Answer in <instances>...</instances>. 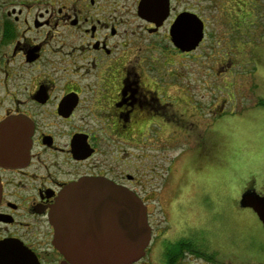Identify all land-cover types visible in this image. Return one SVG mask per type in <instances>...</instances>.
<instances>
[{
	"label": "flooded vegetation",
	"instance_id": "obj_1",
	"mask_svg": "<svg viewBox=\"0 0 264 264\" xmlns=\"http://www.w3.org/2000/svg\"><path fill=\"white\" fill-rule=\"evenodd\" d=\"M232 2L231 31L246 35L258 25L250 20L257 2ZM222 6V0H0V264H73L56 247L49 213L64 190L90 180L128 189L146 208L149 244L131 264L264 263V225L251 207H241L253 229L242 238L240 259L237 242L222 243L221 229L196 223L194 212L187 228L170 233L174 225L156 221L149 208H171L176 200L164 203L149 184L161 164L171 167L167 151L175 137H189L190 121L203 120L216 140L222 136L221 101L192 100L191 80L172 70L176 59L204 57L198 50L207 42L218 57ZM178 20L185 25L180 41ZM194 28H201L197 46H178L190 43ZM225 64L231 68L230 58ZM244 194L256 196L264 214V175L227 198L230 211ZM106 199L101 189L92 199L98 212L75 221L71 235L110 236Z\"/></svg>",
	"mask_w": 264,
	"mask_h": 264
},
{
	"label": "rangeland",
	"instance_id": "obj_2",
	"mask_svg": "<svg viewBox=\"0 0 264 264\" xmlns=\"http://www.w3.org/2000/svg\"><path fill=\"white\" fill-rule=\"evenodd\" d=\"M255 2L254 16L250 20L258 25L255 24L246 35L242 30L243 35H240L239 31L232 32L229 26L227 12L232 0H222L225 14L221 25L216 28L221 32L219 40L222 41L217 42L218 57L212 54L214 47L207 42L203 49L198 50L204 57L210 53L207 57L173 61L175 74L181 79L189 78L192 91L197 92V95H192V100L197 98L206 104L220 100L227 112L222 116L220 140L209 133L203 120L199 124L190 121L189 137H175L172 149L167 151L166 156L173 158L171 167L165 163L162 165L160 160L164 158L159 157L158 179L149 184V190L155 192L153 195L167 199L162 200L164 203L170 202L171 198L176 199L167 209L164 204L160 205L161 209L156 203L149 205L156 214V221L167 220L168 225H174L169 228L170 233L187 228L186 224L193 222L190 213L194 212L196 223H205V226L208 223V229L211 225L221 229L222 243L224 239L237 242L236 256L239 259L245 253L242 238L251 233L253 224L249 211L242 209L240 202L230 211L227 198L235 197L236 191L248 186L256 176L262 178L264 175V0ZM226 58H230L231 68L225 64ZM178 82L180 80L175 81V86L181 84ZM204 106L201 114L206 112ZM216 141L217 148L214 147ZM225 187L231 191L227 192ZM179 223L180 228L177 226ZM162 225L161 234H169H165L168 228ZM152 256L153 250L149 256L153 263Z\"/></svg>",
	"mask_w": 264,
	"mask_h": 264
},
{
	"label": "water",
	"instance_id": "obj_3",
	"mask_svg": "<svg viewBox=\"0 0 264 264\" xmlns=\"http://www.w3.org/2000/svg\"><path fill=\"white\" fill-rule=\"evenodd\" d=\"M200 30L194 28L190 34V43L178 46L187 51L194 49L201 40ZM101 189L109 197V201L106 199L102 204L106 208L104 211L107 213L109 208L111 213L110 236L71 235V226L75 221H90L91 217L88 216L98 212L94 208L97 204L92 199L100 197ZM83 190H88V193ZM255 203H258L257 197L252 194H244L240 200L241 206L251 207L264 225V214L256 208ZM89 205L93 208L89 209ZM49 216L50 222L56 227V247L73 264H131L141 258L149 244L150 228L145 206L128 189L107 181H82L64 190L57 204L51 207ZM103 220L105 223L108 218ZM74 239L76 242L73 243Z\"/></svg>",
	"mask_w": 264,
	"mask_h": 264
},
{
	"label": "snow or ice",
	"instance_id": "obj_4",
	"mask_svg": "<svg viewBox=\"0 0 264 264\" xmlns=\"http://www.w3.org/2000/svg\"><path fill=\"white\" fill-rule=\"evenodd\" d=\"M184 26L185 25H184V22L182 20L177 21V35H176L177 41H180L183 38Z\"/></svg>",
	"mask_w": 264,
	"mask_h": 264
}]
</instances>
